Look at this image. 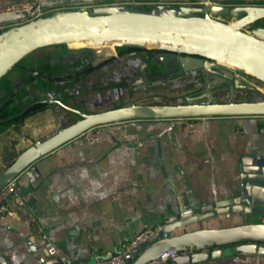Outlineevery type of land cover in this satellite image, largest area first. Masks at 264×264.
Masks as SVG:
<instances>
[{
    "label": "crops",
    "instance_id": "0c3cea01",
    "mask_svg": "<svg viewBox=\"0 0 264 264\" xmlns=\"http://www.w3.org/2000/svg\"><path fill=\"white\" fill-rule=\"evenodd\" d=\"M0 1L9 5L31 0ZM214 1L234 9L242 5L264 8V0ZM132 6L143 7L140 14L149 16H158L161 9H179L170 3L133 1H126L115 9L133 13L125 8ZM230 9L226 15L231 13ZM226 15L210 19L230 25L223 20ZM260 21L264 24V19ZM63 46L65 52L59 54L54 48L36 49L5 72L11 78L16 72L19 76L32 70L29 81L37 79L41 85L32 99L16 103L8 111L12 113L4 114L11 116L0 118V173L24 150L71 125L72 109L62 107L61 99L54 100L50 94L59 98L64 94L62 105H68L73 93L80 90L81 109L96 114L126 109L130 106L127 97L140 100L139 94L146 90L143 88L155 87V84L149 85L150 80L170 75L153 60L154 55H150L145 65L139 51L119 55L113 46L96 49L98 60L91 63L90 69L80 72L77 55L81 49ZM28 56L34 57L26 62ZM50 56L53 58L47 59ZM224 69L230 73L235 71L234 67L232 71ZM142 73L150 80L128 89L126 82L135 83ZM179 76L185 81L202 78L199 72ZM62 83L67 85L63 87ZM234 95L243 97L246 93L235 90ZM135 105L142 107L139 102ZM47 108L51 111L47 118L50 121L44 124L41 114ZM46 124L51 130L56 129L55 132H48ZM194 124L191 134H184L175 119H137L105 125L98 129L97 142L73 139L34 160L32 180L26 177V170L17 175L16 186L19 192L27 191L23 196L19 194L26 209L18 212L22 217H33L35 224L27 229L18 219L0 221V256L5 257V264H34L39 259L45 260L40 252L41 235L68 262L93 264L96 258L123 251L143 230L162 225L166 217L177 211V200L187 210L200 203L211 204L237 196L241 158L264 159V117L198 118ZM126 136L132 139H125ZM29 201L33 202L28 205ZM259 222L264 223V219L251 215L216 217L196 223L187 231ZM193 264H264V256L231 255Z\"/></svg>",
    "mask_w": 264,
    "mask_h": 264
},
{
    "label": "water",
    "instance_id": "95a60500",
    "mask_svg": "<svg viewBox=\"0 0 264 264\" xmlns=\"http://www.w3.org/2000/svg\"><path fill=\"white\" fill-rule=\"evenodd\" d=\"M120 1L133 2H178L195 0H54L44 2L41 8L58 7L61 5L105 4ZM230 1V0H224ZM210 7L209 9L179 8L169 10L166 16H149L135 13L118 14L112 7L93 9L92 16L85 13H74L65 17L56 15L54 18L36 20L16 27V34L9 39L0 35V77L13 67L26 54L49 44L69 46L74 41H90L94 48H101L107 40H152L161 43L157 49L161 52L153 56L165 69L173 65V71L179 75L199 72L203 77L202 91L184 98L183 105H163L158 107H134L106 111L84 116L54 135L37 142L20 153L12 163L0 173V188L9 180L26 172V177L33 178L34 160L55 147L77 138L91 128L102 127L137 119H185V118H218V117H264V102L216 104L212 100L211 84L207 76L217 67L215 58L194 50H202L218 56L234 65V70L227 76L228 90L238 87L236 75L245 74L264 83V29L252 26L264 19V8L242 5L237 8ZM231 8V9H230ZM227 9L235 17L241 16L230 25L217 23L210 18L226 15ZM161 12L164 10L161 9ZM200 15L196 17L193 15ZM193 14L185 18L184 15ZM20 18H25L24 14ZM17 15L0 17V24L17 22ZM49 22L48 26H41ZM252 26L250 34L239 33L238 30ZM251 27V28H252ZM1 34V33H0ZM228 45L244 46L260 58L245 59L233 51ZM167 45H177L169 48ZM238 51V50H237ZM249 57V56H248ZM143 76L131 82L139 85L149 81ZM235 89V88H234ZM205 100L207 105H191ZM238 195L211 204L200 203L197 207L185 210L177 200V211L163 220V228L142 243L131 248L124 256V264H150L168 250L182 252L190 250L191 254L177 256L174 264H193L205 262L231 255L264 256V223L246 224L225 229H197L187 231L196 223L216 217L229 219L234 215L258 216L264 219V159L261 157H242L238 175ZM27 191L21 190L20 195ZM33 202L29 201L28 205ZM203 250L202 252H199ZM0 264H5V257L0 256ZM34 264H63L58 260L45 261L39 259ZM65 264H80L66 262Z\"/></svg>",
    "mask_w": 264,
    "mask_h": 264
},
{
    "label": "rangeland",
    "instance_id": "374dc122",
    "mask_svg": "<svg viewBox=\"0 0 264 264\" xmlns=\"http://www.w3.org/2000/svg\"><path fill=\"white\" fill-rule=\"evenodd\" d=\"M152 2H150L151 4ZM142 4H149V2H142ZM233 4H236L233 2ZM115 8V7H114ZM128 8L129 11L133 12V13H137L140 14L141 12H143L144 8H133L132 7H125ZM137 9V10H136ZM89 11H91L90 9H86V10H64V11H58V12H53V13H49L46 14L44 16H42L41 18H39L38 20H43V19H49V18H54L56 15H61L65 16V17H70L68 16V14H74V13H85L88 16H92ZM136 11V12H134ZM138 11V12H137ZM151 12V11H150ZM168 12V9L164 10L163 12H161L158 16L162 17V16H166ZM118 14H122V12H120L118 10ZM189 15L192 16V14H188V15H184L185 18H190L188 17ZM156 16V15H155ZM232 14H227L223 20L224 22H228L229 24H231L232 22H234L233 20H236V18H234L235 16H233ZM196 17H200V15H196ZM242 17L241 16H238ZM201 18V17H200ZM262 21H259L256 23L257 26H254V24L252 26H254L255 28H263L264 29V24L261 23ZM251 26V27H252ZM250 26L247 27H243L241 29L238 30L239 33L242 34H250V31L253 29V27L251 28ZM15 28H10L4 31H1V37L4 39H9L11 38L13 35L16 34V31L14 30ZM6 35V36H5ZM11 36V37H10ZM161 43L158 42H149L146 40L143 41H132V40H107L103 42L102 48L104 47H108V46H113V48H115V53L116 54H127L130 52H138L139 51V55L142 58V63H144L145 65H147V62L150 61V55L151 56H156L157 54H159L161 51L158 48V46ZM151 46H157L155 47H151ZM69 47H78L81 49V51L79 52V54L77 55L79 57V63H80V70L78 68V71H83L84 69H90L91 65L93 63H95L98 60V55L96 52V48L93 47L92 43L90 41H76V42H72ZM151 47V48H149ZM167 47L172 48V47H177L182 49V47L180 46H175V45H167ZM45 48H54L57 53H64L65 51L63 50L65 48V46L60 45V44H49L43 47H40L38 49H40L39 51L44 50ZM148 50L149 52H151L150 54H144L141 52ZM196 51H198L201 54L204 55H208L211 56L209 54H207L204 51L201 50H197L194 49ZM31 53V52H30ZM29 54V53H28ZM36 52L34 53L35 56ZM27 55V54H26ZM33 55V54H32ZM34 56H28V58L25 59L26 62H29L32 57ZM76 56V57H77ZM212 57V56H211ZM53 57H47V59H52ZM93 61V62H92ZM158 62V61H157ZM92 63V64H91ZM214 63H217V67L215 69H212L211 72L209 73V75L207 76V81L211 84L210 87V91L212 93V100L216 103V104H229L231 102L234 103H249V102H264V83L260 82L259 80L245 74L241 77L238 78V75H236V77H234L233 79H237L238 82V86L241 88V90H243L246 93V96L243 97H239L234 95V92L231 93L228 90L227 87V76L230 74V72H225L224 68H228L229 70H231L232 67H235L234 65L230 64L229 62L222 60V59H217L215 58ZM82 65V66H81ZM172 64L168 65L169 69V74L168 77H163V76H158L157 78H153V80H150L149 85L151 84H155V87H152L151 89L149 87L147 88H143L146 90H143L141 92L140 95V100L136 101V100H132L131 97H127L128 101L127 104L129 103L130 106L128 105L127 108H134L137 105H135V103L139 102L142 104V107H158V106H163L164 104L167 105H172V106H176L177 104H181L183 105V101L184 98H186L187 96L190 95H196L198 93H200L202 91L203 88V77L202 78H198L197 80H183L184 78L182 76H179V74L173 73L171 68H172ZM37 69V68H36ZM173 69V68H172ZM19 71L21 70V68L16 69L15 71ZM232 71V70H231ZM32 72V70L30 71ZM30 72L24 71L23 74L22 72L19 73L20 75H17V72L14 73V77L11 76L8 77L7 74H3L0 80V108H1V114L0 118H3L5 116H11V115H4L5 113H7L8 111H11L13 107V105H15L16 103L18 104H23L26 101L32 99L36 94H38V90L40 89V85L41 83L37 81V79H33L31 82L30 80ZM34 72H36V70H34ZM232 73V72H231ZM16 75V76H15ZM8 77V80H6ZM169 80V82H166L167 80ZM166 82V83H165ZM165 83V84H164ZM145 84V83H143ZM67 84L64 85V83L61 84V86L65 87ZM148 85V86H149ZM235 88V89H234ZM233 90H239L238 87L236 89V87H233ZM126 92H129L127 87H126ZM49 93V92H48ZM123 93V92H122ZM142 93H147V94H142ZM80 90L77 91L75 94L73 93V96H71L72 100L70 101L71 104H64L62 105L63 102V95L59 98V96H52L53 94H50L49 97L50 98H54V100L61 99V106L64 107H69L72 110L73 115H69L71 117V123H76L78 121H80L84 116H88L91 115V111L87 110V109H81V95H80ZM253 94V96L251 95ZM48 96V95H47ZM123 96V95H122ZM65 100V99H64ZM58 103H60L59 101H57ZM133 103V104H132ZM163 104V105H162ZM191 105H207L205 100H201L199 102H195ZM127 106V105H126ZM132 106V107H131ZM125 107V106H124ZM38 108V107H36ZM47 112L45 114H41L43 116H41L44 121V124L46 122V120L50 121V119H47L48 117H50L51 115V111H49L50 109L47 108ZM87 111V112H84ZM8 113H12V112H8ZM46 115H48L46 117ZM47 125V130L48 132H55L52 128L50 127L49 124ZM52 133V134H53Z\"/></svg>",
    "mask_w": 264,
    "mask_h": 264
},
{
    "label": "built area",
    "instance_id": "2783aa9c",
    "mask_svg": "<svg viewBox=\"0 0 264 264\" xmlns=\"http://www.w3.org/2000/svg\"><path fill=\"white\" fill-rule=\"evenodd\" d=\"M54 0H31L28 2H19L13 3L9 5H4L0 1V17L7 15H17L20 18L21 14H24L25 18L19 19L17 22L9 23V24H0V33L1 31L16 28L21 25H26L28 23L34 22L41 18L42 16L58 12L64 10H93L98 7H115L117 5H121L126 3V1H116L113 3H105V4H82V5H61L58 7H50V8H41V4L44 2H51ZM65 1V0H60ZM157 3V2H156ZM160 3V2H159ZM170 3V5L175 6L176 8H197V9H209L210 7H224L226 5L219 4L214 0H195V1H182V2H164ZM198 118H185V119H175L180 122L181 130L184 134H191L194 131L195 124L194 121ZM99 127L91 128L86 130L82 134H80L75 139H80L85 143H94L99 140ZM125 139H132V136H126ZM26 209L25 201L19 195L18 188L16 186V177L9 180L6 184H4L0 188V221L3 219H18L21 224L30 229L34 224L35 220L31 216L22 217L18 210ZM163 228V225H156L151 228H147L142 232L138 233L133 239L130 240L128 245L121 251L120 253L110 255L104 258H96L93 264H124V256L128 253V251L142 243L147 238L160 231ZM41 246L40 252L42 257L45 260H58L61 263L65 264L68 262L63 255H59L55 249V247L48 242L44 235L40 236ZM203 250L199 251L202 252ZM192 251H182L176 252L171 249L163 254H161L158 259L150 264H174L173 260L177 256H185L187 254H191Z\"/></svg>",
    "mask_w": 264,
    "mask_h": 264
},
{
    "label": "bare ground",
    "instance_id": "6f19581e",
    "mask_svg": "<svg viewBox=\"0 0 264 264\" xmlns=\"http://www.w3.org/2000/svg\"><path fill=\"white\" fill-rule=\"evenodd\" d=\"M62 15V14H61ZM69 15V14H68ZM49 25V22H42L41 23V26H48ZM6 36V35H5ZM11 37V36H10ZM78 41V40H77ZM146 41H149V42H156V41H152V40H146ZM74 42H76V41H74ZM228 47H231V49L234 51H236V52H238V54L240 55V56H242L243 58H245V59H251V58H260V54H256V53H253L250 49H248V48H246V47H244V46H237V48H235L233 45H228V44H226ZM151 47H157V46H151ZM238 50V51H237ZM202 51V50H201ZM205 52V51H204ZM207 53V52H206ZM207 54H209V55H211L213 58H217V59H222V58H220V57H218V56H215V55H212V54H210V53H207ZM249 56V57H248ZM222 60H224V59H222Z\"/></svg>",
    "mask_w": 264,
    "mask_h": 264
},
{
    "label": "trees",
    "instance_id": "16d2710c",
    "mask_svg": "<svg viewBox=\"0 0 264 264\" xmlns=\"http://www.w3.org/2000/svg\"><path fill=\"white\" fill-rule=\"evenodd\" d=\"M0 115H3V114H1V108H0Z\"/></svg>",
    "mask_w": 264,
    "mask_h": 264
},
{
    "label": "flooded vegetation",
    "instance_id": "af4514ba",
    "mask_svg": "<svg viewBox=\"0 0 264 264\" xmlns=\"http://www.w3.org/2000/svg\"><path fill=\"white\" fill-rule=\"evenodd\" d=\"M236 77V76H235ZM71 113H72V111H71Z\"/></svg>",
    "mask_w": 264,
    "mask_h": 264
}]
</instances>
